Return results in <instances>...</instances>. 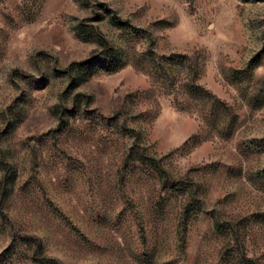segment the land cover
Returning <instances> with one entry per match:
<instances>
[{"label": "rangeland", "instance_id": "rangeland-1", "mask_svg": "<svg viewBox=\"0 0 264 264\" xmlns=\"http://www.w3.org/2000/svg\"><path fill=\"white\" fill-rule=\"evenodd\" d=\"M0 264H264V0H0Z\"/></svg>", "mask_w": 264, "mask_h": 264}]
</instances>
